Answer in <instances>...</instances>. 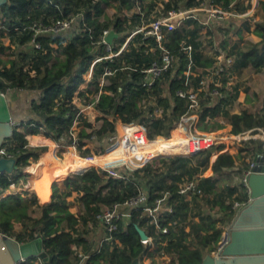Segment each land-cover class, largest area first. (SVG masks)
<instances>
[{"label": "trees", "instance_id": "1", "mask_svg": "<svg viewBox=\"0 0 264 264\" xmlns=\"http://www.w3.org/2000/svg\"><path fill=\"white\" fill-rule=\"evenodd\" d=\"M158 1L163 3L160 12L155 9ZM201 2L203 0H6L0 4V36H7L11 43L18 42L17 48L15 46L10 51L15 53L14 57L3 59L0 56V91L4 92L10 106L14 100H23L20 108L11 109L14 117L12 134L3 141L13 153L18 168L11 172H0V193L8 192V188L19 179L29 180L30 187L34 186L31 157L35 159L43 146H27L29 143L25 132L34 134L40 129L54 139L66 142H72L73 138L77 137L80 139L73 143L79 154L86 156L91 151L83 140L89 133L87 127L91 126V122L81 110V106L75 102L74 96L80 103L89 104L100 113L99 118L102 121L96 127V139L114 134L116 119L124 123L143 124L150 138L155 135L168 137L171 127L188 111V99L179 96L176 91L179 88L185 89L189 83L193 86L199 85L200 80L208 73L207 67L213 64L212 55L218 52L217 47L220 46L227 54L234 56L233 64L236 69L244 66H250L253 70L263 68L264 18L257 19L252 29L258 40L247 39L242 43L228 42V35L235 33L241 38L243 30H250V18H242L235 27L233 21L226 24L228 23L226 18L214 19L212 22L215 24L211 28L206 26V32L210 34L207 42L214 46L213 53L207 54L199 37L201 28H204L200 21L206 16L204 11H195L197 17H188L181 26L168 33L170 37L164 44L173 52V65L149 89L138 83V80L142 73L140 68L148 65L153 59H158L159 56L156 41L151 35L143 39L142 34L137 33L119 55L105 57L92 64L97 55H107L110 50L118 49L125 40L128 30L140 21V12L150 17L151 13L160 15L170 7L187 8ZM210 2L223 9L236 11H242L250 5L249 1L245 3L244 0ZM103 5L111 8L112 12L109 15H106ZM137 6H140L139 12H136ZM258 7L264 14V0H258ZM76 13L78 16L67 29L36 37L42 49L34 50L26 44L27 47L20 50L21 45L30 38L28 28L33 20L46 22L50 17ZM104 28H113L117 32V36L110 43V50L106 49V43L101 38ZM220 31L224 32L222 37L219 36ZM218 39L217 45L215 41ZM180 42L192 45L190 51L192 71L188 75L185 70L190 58L181 48ZM52 43H57L61 56L55 55ZM5 47H10V44L0 43V50ZM91 64L92 69L88 76ZM105 69H112L113 72L106 74V80L101 83L100 78ZM186 78L190 80L187 85L184 81ZM83 82L86 84L81 87ZM212 88L213 83L208 81L205 90L200 91V107L197 113L201 122L206 123V116L223 114L231 125L230 133L236 134L247 129H252L251 132L254 133L258 131L253 128L263 124V110L251 104L239 111L230 112L228 105L237 96L238 87L234 86L227 91L224 90L223 82L218 94L214 96L208 93ZM256 96L258 94L253 92L252 97ZM262 102L264 104V95ZM93 107L90 108L91 113L95 112ZM157 108L161 109L160 115L156 114ZM105 116L112 123L105 119ZM213 124L217 127L222 126L218 122ZM19 125L25 130L23 133L17 129ZM129 126L118 124L120 135L124 136L125 132H128L127 135L133 137ZM254 139L256 138L248 140L254 142ZM167 141L171 142V139H164L163 142ZM223 146V142H217L192 156H161L159 159L161 158V163L164 164L162 168L153 165L152 161H147L141 166L125 168L126 179L102 176L94 165L69 172L70 175L68 173V176L61 179V186L52 183L51 201L38 204L40 215L33 214L32 205L36 199L34 193L29 197L26 190L9 192L0 197V232L14 236L18 241L29 240L40 232L47 258L29 256L18 264H76L77 257L73 254L72 243L81 244L84 249L92 246L89 236L92 228L99 222L95 218L97 212L113 202L124 201L127 196L135 194L140 189L148 193L149 201L152 200L154 192L165 190L170 193L168 202L173 209L165 216V220H162L163 223L177 218L182 222L184 217L198 215L199 219L192 222L190 232H186L178 224H170L168 232L154 235L150 242L143 243L135 225L148 228V233L152 235L153 226H147L146 217L142 215L139 207L131 210L130 216L118 220V226L112 234L120 243L105 242L100 251L91 254L88 263L132 264L134 258L141 260L145 255H153L155 251L149 250V247L155 245L158 250L166 244L164 249L167 252L173 251L176 247L175 253L170 255L168 264H199L215 247L222 231L220 225L228 224L234 216L235 210L224 201L231 198L232 193L238 186L242 187V184L231 185L228 192L223 193L219 199H214L213 196L204 195L209 193L208 186L198 180L202 194L193 195L200 201V207L197 208L191 200L178 193V183L185 176H192L188 174V166L194 174L201 167L203 169L209 165L214 180L222 177L224 173L229 175V169L235 164V156L227 151H220ZM119 147L123 158L131 161L140 160L142 154L146 152L145 148H141L140 151L131 150L124 144H120ZM105 150L106 147L102 144L98 153ZM213 152L218 153L210 161ZM109 154L108 151L106 155ZM85 162L84 159H77L71 163V167L81 168ZM26 165L28 166L25 167ZM24 167L23 175L19 177L14 174ZM247 167L246 164L240 168L239 173ZM72 191L79 194L81 213L77 215L70 211L67 205V196ZM38 193L40 198L47 195L46 180L40 182ZM235 197L246 200L247 193L237 192ZM212 205L219 207L220 216H213L210 211ZM13 221L21 224L19 230L15 229ZM180 234L183 235V239L178 236Z\"/></svg>", "mask_w": 264, "mask_h": 264}, {"label": "built area", "instance_id": "2", "mask_svg": "<svg viewBox=\"0 0 264 264\" xmlns=\"http://www.w3.org/2000/svg\"><path fill=\"white\" fill-rule=\"evenodd\" d=\"M250 1V0H249ZM140 2H137L139 4ZM160 4H157L155 6V9L157 11H161V8L163 6H159ZM258 6V0H251L250 5L247 6L242 11H236V10H226L221 8L220 6H217L211 2H208L207 4H204L201 2L198 5H194L192 7H170L163 11L160 15H155L154 13H151L150 17H146L143 12H140V21L138 24L133 26L128 30V33L125 37V40L121 43V45L118 47L116 51L110 50V43L105 40V35L109 32L112 28H104L101 34L102 40L106 43V49L110 50V52L107 55H97L95 59L93 60L92 64L105 57H112L119 55L122 50L126 47L128 41L134 37L135 34L141 33L142 38L145 39L148 36H153L156 41V46L159 50V56L158 59H153L148 65L142 66L140 68V71L142 72L140 75V79L138 80V83H140L145 88L149 89L151 88L155 81L157 79H161L162 76L173 65L174 55L173 52L169 47H167L164 44V41L170 37L168 33L172 31L173 29L181 26L185 19H187L190 16L197 17L195 11H204L206 16L204 19L200 20L204 24V27L207 26L210 22H212L214 19H223L222 17L225 16H233V17H248L255 22L258 18L254 16V9ZM58 7V6H57ZM60 13H62L60 7H58ZM140 6L136 7V12H139ZM132 11H130L131 13ZM129 13V14H130ZM80 14V13H79ZM128 14V13H127ZM155 15V16H154ZM78 16V13L76 14H69L66 16H58V17H50L46 22L42 20H33L31 24L29 25V32H30V38L29 40L21 45L20 50L27 47L26 44L30 45L34 50L42 49L40 42L36 39V37L40 34H52L55 32H59L62 30L67 29L72 21L75 19V17ZM249 21H251L249 19ZM17 29V28H16ZM18 31V29H17ZM19 32V31H18ZM10 47L17 48V43H11L10 39L8 38ZM181 48L189 54V62L187 64V69L185 70L186 75H188L192 69V60H191V43L183 44L180 42ZM13 45V46H12ZM15 45V46H14ZM52 46L56 47L57 43H52ZM151 50L152 47H149ZM218 50L217 53H213V64L209 67H207V74L204 78L200 80V83L198 86H193L191 83H189V79L186 78L185 84L189 83V85L183 89L179 88L176 91V94H178L181 97H186L188 99V111L180 116L179 122L181 121H189L185 134H183L182 137L175 139L173 142L167 141L163 147L160 150H153L154 144L157 140L162 139H169L168 137H161L160 135H155L153 138L148 137L146 128L141 123L136 122H130V123H124L123 125H132V133L133 137H130L127 135L128 132H125L124 136L122 137V143L128 147V149L131 150H137L140 151L141 148H145L146 152L142 154V157L138 161H131L130 163L128 160H123L127 162H119L118 160L122 159H115L111 161H105L101 164L97 163H89L87 165H94L97 168V171L102 176H109L114 178H127V173L125 172V168H133L137 166H141L147 161H151L152 159L159 158L161 156H172V155H193L203 149L208 148L209 146L217 143V142H224L223 138H225L222 134L216 135L214 131H198L194 127V122L196 121L198 117L197 110L200 107L199 98L201 97L200 91L205 90L207 87V82L211 81L213 83V88L208 92L209 94H212L213 96L218 94V89L221 85H223L225 90L230 91L234 88L236 82L238 81L239 77L237 75V70L235 68L234 63V56L227 54L226 50L221 48L220 46L216 48ZM92 64L90 68L88 69L87 75L90 76ZM34 71V70H33ZM112 69H105L103 76L100 78V82H104L106 80L105 75L112 73ZM4 93V92H3ZM153 102V101H151ZM160 108L156 109V114L160 113ZM14 124V121H13ZM253 129H257V132H251L252 129H247L244 131H240L236 134L231 133V135L228 137L230 139L241 141L243 139H249V138H261L264 140V130L261 129L259 126L254 127ZM104 142L106 145L108 144V148L106 147V150H109L113 148L117 142H118V136L111 134L107 137H105ZM104 151V152H105ZM96 153L91 150L86 156V158H91ZM0 157H14L11 150L8 149L7 145L1 144L0 145ZM252 165V162L250 165L242 170L241 177H240V183L242 184V187L240 186L238 188V191L243 189V192L245 191L247 193V199H248V184H247V175L250 172V166ZM26 165L25 167H27ZM24 167V171H25ZM86 167V166H85ZM198 179L194 176H185L179 183H178V193L184 196V198L189 200H195L193 197L194 194H202V190L198 187ZM153 198L151 201H149V195L144 190H138L135 194H131L127 196L124 201L122 202H113L110 205L105 206L101 211L97 212L95 215V218L99 220L100 227L97 231V237L94 236L96 232L91 231V234L89 236L91 247L84 249L82 245H77L75 242L72 243V249L73 254L77 257L76 264H89L88 260L94 252H98L101 249V246L105 242H113L119 244L120 241L118 238L114 237L112 232L116 230L118 226V220L121 217H128L130 216L131 210L133 209H139L141 207L142 215L146 217V224L147 226L152 225L153 235L148 233V228H143L146 232V236L141 238V241L143 243L150 242L154 235L163 234L165 232H168V227L170 224H179V219L175 220H169L167 223H163L162 220H165V216L168 213L172 212V205L169 204V191L161 190L159 193L154 192ZM237 194V191L234 193V197H232L230 200L224 201L225 204L229 205L230 208L233 210H236L244 204L246 200H241L235 197ZM195 204V203H194ZM196 206V204H195ZM197 208L200 207V204L196 206ZM211 213L214 217H218L221 214V211L219 210V207H211ZM81 213V210H80ZM92 223V222H90ZM223 226V225H222ZM222 228V227H221ZM94 230V229H93ZM227 227L224 228L221 231V235L215 244V247L210 251V253L217 256L219 254V250L225 245L226 243V237H227ZM95 240H98L95 242ZM153 247H156L155 245L152 247H149V250H153ZM154 251V250H153ZM154 255V254H153ZM153 255H145L143 258H150L149 264H165V262H160L154 259H151ZM142 258V259H143ZM154 260V261H153ZM167 263H168V259ZM165 260V261H166ZM155 262V263H153ZM146 264V263H145Z\"/></svg>", "mask_w": 264, "mask_h": 264}, {"label": "crops", "instance_id": "3", "mask_svg": "<svg viewBox=\"0 0 264 264\" xmlns=\"http://www.w3.org/2000/svg\"><path fill=\"white\" fill-rule=\"evenodd\" d=\"M246 1H248V0H246ZM158 4H160L159 1H158ZM250 37H251V40H258V36L255 35L254 33ZM238 38H239V40H237V41L242 43L239 36H238ZM232 43H234V42L232 41ZM243 68H246V67L244 66L241 69H243ZM245 78H246V76H245ZM253 79H254V77H253ZM242 86H243V88L238 89L237 96L235 97V99H233L234 101H237L236 102L237 104L231 105L232 108H230V112L239 111L241 108L250 106L251 104H254L255 107H259L261 110L264 111V104L262 102V99L261 100L258 99L256 101V98L258 96H256V98L252 97L253 92L257 93L258 90L255 89L253 86H251L247 80L244 81V84ZM22 102H23V100H19V99L12 101V104H11L12 109H17L18 107L20 108L22 106V104H21ZM75 102L81 106V110L83 112H85V110L87 111V109L83 108V106H91L89 104H82L79 102V100H78V102H77V100H75ZM91 107H93V106H91ZM89 112H90V110H89ZM95 112L97 114L99 113L96 109H95ZM157 114L160 115V113H157ZM105 117L108 118L107 116H105ZM205 120H206L205 121L206 123L218 122V123H221L222 126H220V127L215 126V128H213V129H205V128L199 129V128H197L196 124L198 122H201V121L199 120V117H197L196 121L193 124L194 127L196 128V130L202 131V132H205V131L216 132L217 131L218 133L223 134V136L226 138H228L231 135V133H230L231 125L228 122V119L226 118L225 115L216 114L212 117L206 116ZM177 122H179V121H177ZM177 122H176V127L174 129L172 140L180 138L182 134H185L186 126H187L189 121H187V120L181 121V123H177ZM118 123L122 124L120 119H116V121H115V125H116L115 129L117 130V135L120 138L118 143L123 144L122 143V137L123 136L120 135V132L118 129ZM258 126L264 130V119H263V124H259ZM171 135H172V133H170V136ZM25 136H26L28 143H29V145H27V146H30V145L40 146V147L43 146L42 149L38 152L37 157L35 159H33V161L31 162L32 163V173L34 172V174H32V177H33L32 180L34 182V186L32 187V185H31L30 189L35 193V195H37L38 200L40 199L39 200L40 203L46 204L48 201L50 202L51 198H52V183L53 182L56 183L59 180L61 181V179L70 175V173L72 171L77 170L78 168H72L71 167V163L76 161L77 159H80V158L84 159L85 157L80 156V154L78 155L73 151H71L69 153V155L64 159H60L59 157H56L53 153V149L55 148L56 145H59L60 143L61 144L64 143L65 140H56L43 130L38 129L37 132L34 134L25 132ZM160 136L163 137L162 135H160ZM163 141H164V139L159 140V141L157 140L156 141L157 144H155L153 150H156V151L160 150L163 147V145L165 144ZM241 141H243V142H241ZM241 141H237L236 145L233 147H229V146L224 145L223 149L220 150V151H227L229 153H232L235 156V164H234V166H232L229 169V171H230L229 175L227 173H224V175L222 177H219L217 180H214V176L212 174V171H211V168L209 165L203 169L201 167L202 170L200 169L201 171L199 170L194 174H192L191 168L188 166V168H189L188 174L196 177L200 181H203V183L208 186V192L209 193H204V195L208 194L211 197L213 196L214 199H216V198L219 199L223 195V193L228 192L229 187H231V185H233V184L238 185V183H240L241 173H239L238 170L240 168H243L246 164L249 166L257 151L264 153V143H262L264 141L261 140V138L254 139V142H250V140H248V139H243ZM116 145H117V147H113V148L107 150V152L108 151L110 152V155L113 157L114 160L123 158V153L121 151V148L119 147L118 144H116ZM87 146H89V145L87 144ZM73 147L75 148L76 146H73ZM73 150L76 151V149H73ZM90 150H92V149L90 148ZM107 152H106V154H107ZM217 153L218 152L212 153V155L210 156V161L213 160L214 156ZM84 161H85V159H84ZM85 165H87V164H84V166ZM39 166H40V168H38ZM37 168H38V170H36ZM57 175H59V177H57ZM44 180L47 181L48 193L45 197L40 198L39 193H38L39 185H40V182H43ZM23 184H24V180L19 179L16 183L12 184L8 188L7 191L8 192H15V191H18L20 189L25 190V189H23V187H24ZM238 188H239V186H238ZM238 188L235 191H237L240 194H243L244 193L243 189L238 191ZM235 191H234V193H235ZM234 193H232L231 198H232V196L234 197ZM231 198H228L225 201L230 200ZM69 201H70V204H69L70 206H68L69 210L72 211L73 213H75L76 215L80 214L81 204H80V200H79V194L76 191H72V193L69 196H67V203ZM192 202L195 203L196 206H198L200 204L199 199H195V200L193 199ZM216 206L217 205H214V207H216ZM198 219H199L198 215H189L187 217H184L182 222H179L178 225H180L181 228H183L186 232H190V227L192 226V222L197 221ZM227 225L228 224H225L223 226L220 225V226H222V230H223L224 228L227 227ZM178 236L181 239L184 238L182 234H180ZM157 251H160V250L158 249ZM157 251H155V254ZM161 253H162V251H161ZM157 254H158V252H157ZM161 255H164V254H161Z\"/></svg>", "mask_w": 264, "mask_h": 264}, {"label": "water", "instance_id": "4", "mask_svg": "<svg viewBox=\"0 0 264 264\" xmlns=\"http://www.w3.org/2000/svg\"><path fill=\"white\" fill-rule=\"evenodd\" d=\"M5 2L0 0V4ZM116 36L117 32L112 28L105 40L111 43ZM11 109L5 94L0 91V145L12 134L14 117ZM16 168L15 157H0V172H11ZM247 184L248 199L228 223L225 245L217 256L208 252L199 264H264V153L260 151L252 159ZM7 193L2 192L0 197ZM135 227L140 238L146 236L142 227ZM29 256L47 258L39 231L26 241H18L14 236L0 232V264H18ZM132 264L142 263L134 258Z\"/></svg>", "mask_w": 264, "mask_h": 264}, {"label": "rangeland", "instance_id": "5", "mask_svg": "<svg viewBox=\"0 0 264 264\" xmlns=\"http://www.w3.org/2000/svg\"><path fill=\"white\" fill-rule=\"evenodd\" d=\"M249 1V0H248ZM248 1H246V0H244V2L246 3V2H248ZM138 2H140V1H138ZM160 2V7L161 6H163V3H162V1H159ZM208 2H210V0H203V3L204 4H207ZM249 2H251V0L249 1ZM143 3H145V1L143 2ZM146 4V3H145ZM104 6V8H105V13H106V15H109L112 11H111V8H108L107 6L105 7V5H103ZM255 11H254V16L255 17H257L259 20H261L262 18H264V14H263V12H262V10L257 6V7H255V9H254ZM222 18H226L225 20H227L228 21V23H226V24H230L232 21H233V25H234V27L236 26V23H238L242 18H244V17H233V16H223ZM250 30L248 31V30H243V34H242V37L240 38V40H241V42L242 41H245V40H250L251 39V37L250 36H252V34H253V31H252V29L254 28V23L255 22H253V20L251 19V17H250ZM224 21V20H223ZM215 24V22H210L209 24H207V27H212L213 25ZM204 27V26H203ZM201 34H200V38L202 39V43H203V45H204V47H203V50H204V52L205 53H207V54H212L213 53V47L214 46H210L209 45V43L207 42V39H208V37L210 36V34L209 33H207L206 32V27H204V28H201ZM217 31V30H216ZM231 34V35H230ZM229 35H228V42H230V43H232V41L233 42H235V41H237V40H239V38H238V35H236L235 33H230ZM224 35V32H221L220 31V34H219V36L220 37H222ZM0 43H3L4 45H7L8 43H9V41H8V37L7 36H0ZM218 43H219V39L218 40H216L215 41V44H217L218 45ZM13 46V45H12ZM15 46V45H14ZM13 49V47H5V48H3L2 50H0V56L3 58V59H7V58H10V56H12V57H14L15 56V53H13V52H10L11 50ZM54 53H55V55L56 56H61V53H60V51H59V46L57 45L56 47H54ZM16 60H17V57H16ZM54 60V59H53ZM7 65H8V63H7ZM246 68H243V69H241V68H238V70H237V75H238V77H239V79H238V81L236 82V84H235V87L237 88L238 87V89L239 88H243V84H244V81L245 80H247L248 82H249V84L251 85V86H253L255 89H257L258 91H257V94H259L258 95V97L256 98V101L258 100V99H263V95H264V67L263 68H260L259 70H253V68L252 67H250V66H245ZM245 76H246V78H245ZM253 77H254V79H253ZM86 84V82H83L82 84H81V87L82 86H84ZM235 99V98H234ZM74 100H77V102H78V99H77V97L76 96H74ZM259 100V101H260ZM237 101H231L230 103H229V105H228V107H229V109L230 108H232V106L231 105H235V104H237L236 103ZM233 110V109H232ZM86 115H87V118L90 120V122H91V126L90 127H87V130H88V134L86 135V136H84L83 137V140H84V142H85V144L87 145H89L90 146V148L93 150V152L94 153H96V154H98V155H101V157L103 158V159H105V161H108V157H107V155H106V152L107 151H105V152H102V153H98V151H100L101 150V147H102V144H104L105 145V147H107L108 148V144L106 145L105 144V142H104V138H101V139H96V137H95V131H96V127H98L99 126V124H101V121H102V119L101 118H99V114L100 113H96V112H89L88 110L86 111L85 110V112H84ZM105 119H107L109 122H111V120L110 119H108V118H105ZM112 123V122H111ZM118 124H120V123H118ZM75 126V125H74ZM196 126H197V128H199V129H213V128H215V124H213V123H211V122H208V123H202V122H198L197 124H196ZM131 129H132V125H130L129 126ZM175 127H176V123H175V125H173L172 127H171V129L172 130H170V133H172V135L169 137V139H171V141H172V137H173V133H174V129H175ZM17 129L18 130H20V133H23V129H22V126L21 125H19V126H17ZM114 133V132H113ZM217 136L218 135H221V133H218L217 131H216V133H215ZM114 135H116V136H118L117 135V130L115 129V133H114ZM223 135V134H222ZM6 139V137L3 139V140H5ZM23 139H24V141H25V138L23 137ZM80 138H77V137H74L73 138V141H77V140H79ZM119 140H120V138L118 137V142H119ZM223 140H224V145H226V146H229V147H233V146H235L236 145V140H233V139H230V138H223ZM73 141L72 142H66V141H64V143H60L59 145H56L55 146V148L53 149V153H54V155L56 156V157H59L60 159H64V158H66L68 155H69V153L71 152V151H73V152H75L76 154H78L79 155V152H78V149L75 147H73V146H75V144L73 143ZM66 142V143H65ZM241 142H243V141H241ZM25 143H26V141H25ZM30 146H33V145H30ZM114 147H117V145H115ZM73 149H76V151H74ZM36 150H37V148H36ZM107 154H108V152H107ZM194 155V154H193ZM81 156V155H80ZM185 156H187V155H185ZM190 156H192V155H190ZM84 157V156H83ZM165 157V156H164ZM85 159V158H84ZM123 160H128L127 158H122V159H120V160H118L119 162H127V161H123ZM33 161V158L31 157V162ZM86 161V160H85ZM152 161V163H153V165H155V166H158L159 168H162V167H164V164H162L161 163V158L159 159V158H155V159H152L151 160ZM167 162H168V160H166ZM112 162V161H111ZM128 162L130 163L131 161L130 160H128ZM89 163H91V162H88V161H86L85 162V164H89ZM132 163V162H131ZM31 164V163H30ZM24 169V168H23ZM23 169H18V171H16L14 174L16 175V176H21V175H23L24 173H25V171L23 170ZM73 172V171H72ZM32 174H34V172L32 173ZM18 177V178H19ZM25 181V180H24ZM58 182V183H57ZM55 184H56V186H61L62 184H61V181L59 180V181H57ZM23 189H25L26 191H28V196L30 197L31 196V194H33L34 192L30 189V187H27V188H24L23 187ZM18 191H23L22 189H20V190H18ZM4 192V191H3ZM1 194V193H0ZM35 194V193H34ZM40 200V199H39ZM38 200V198H37V195H36V199H35V203H33V205H32V207H33V214L34 215H40V208H39V206H38V204H42V203H40V201ZM70 204V201L67 203V205L68 206H70L69 205ZM214 205H212L211 207H213ZM72 207V206H71ZM210 207V211H211V208ZM13 223H14V227H15V229L16 230H19L20 228H21V224L18 222V221H13ZM100 227V223L98 222L93 228H92V231L93 232H96L95 234H94V236L95 237H97L98 235H97V231H98V228ZM94 229V230H93ZM186 243H189L188 241H185ZM190 244V243H189ZM191 245V244H190ZM165 246H166V244H163L161 247H160V251H157V248L156 247H153V250L154 251H157L158 252V254H157V252H156V254L154 253V256H153V258H151V259H154V260H157V261H160V262H165V264H168L167 263V260L166 259H168V258H170V255L171 254H173V253H175V250H176V247H174V250L173 251H171V252H167L164 248H165ZM161 251H162V253H161ZM161 254H164V255H161ZM164 256V257H163ZM162 257V258H161ZM153 260V261H154ZM166 260V261H165ZM140 262L142 263V264H149L150 263V259L149 258H143V259H141L140 260ZM153 263H155V262H153ZM152 264V263H151ZM155 264H157V263H155Z\"/></svg>", "mask_w": 264, "mask_h": 264}, {"label": "bare ground", "instance_id": "6", "mask_svg": "<svg viewBox=\"0 0 264 264\" xmlns=\"http://www.w3.org/2000/svg\"><path fill=\"white\" fill-rule=\"evenodd\" d=\"M84 108L90 110L91 106H84ZM117 144L120 145L118 142H117ZM107 157H108V161L114 160L113 157L110 154ZM85 160L88 161V162L97 163V164H101V163L105 162V159H103L101 157V155H98V154L94 155L91 158H86L85 157ZM30 184L31 183H30L29 180H25L24 184H23L24 188L30 187Z\"/></svg>", "mask_w": 264, "mask_h": 264}]
</instances>
